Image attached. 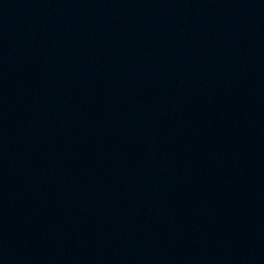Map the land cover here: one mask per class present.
Returning <instances> with one entry per match:
<instances>
[{
    "label": "water",
    "instance_id": "water-1",
    "mask_svg": "<svg viewBox=\"0 0 264 264\" xmlns=\"http://www.w3.org/2000/svg\"><path fill=\"white\" fill-rule=\"evenodd\" d=\"M0 264H264V0H0Z\"/></svg>",
    "mask_w": 264,
    "mask_h": 264
}]
</instances>
